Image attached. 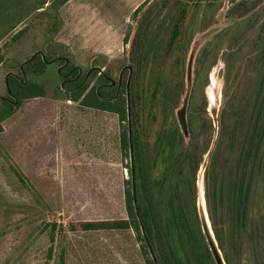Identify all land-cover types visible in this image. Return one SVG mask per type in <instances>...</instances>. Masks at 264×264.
<instances>
[{
    "label": "rangeland",
    "instance_id": "rangeland-1",
    "mask_svg": "<svg viewBox=\"0 0 264 264\" xmlns=\"http://www.w3.org/2000/svg\"><path fill=\"white\" fill-rule=\"evenodd\" d=\"M144 1L70 0L58 10L62 25L56 36L48 33L50 19L43 10L34 12L0 42V97L11 99L7 77L14 74L23 81L22 63L38 52L49 57L62 55L69 67L82 68L83 77L97 67L90 88L99 82L101 70L115 81V88L120 76L122 86L130 81V91L135 68L132 73L124 68L135 66L132 42L144 13L137 18L132 14ZM174 1L188 4L187 26L199 2ZM208 2L216 7L206 17L202 8L184 67L174 72L181 95L176 118L186 101L188 115L193 93L206 98L202 117L208 127L197 135L203 155L197 174V204L203 199L207 214V171L216 148L223 143L224 130H228L224 119L231 125L234 111L240 107L241 137L264 70V0ZM23 13H7L4 23L17 22ZM241 21L246 23L236 27ZM21 31L24 33L16 36ZM212 40L217 52L202 89V81L195 85L199 59ZM48 65V73L28 77L47 96L23 101L0 124V264H147L143 243L134 231H85L81 226L128 219L125 183L131 179L132 157H125L120 141L127 124L116 114L68 100L70 92L59 73L64 65L61 61ZM11 100V105H17ZM156 111L151 143L162 127L160 110ZM185 138L188 143L190 137ZM163 171L160 162L156 177ZM255 194L253 224L242 235L232 264H264V178L257 182ZM211 227L213 230L212 223Z\"/></svg>",
    "mask_w": 264,
    "mask_h": 264
},
{
    "label": "trees",
    "instance_id": "trees-1",
    "mask_svg": "<svg viewBox=\"0 0 264 264\" xmlns=\"http://www.w3.org/2000/svg\"><path fill=\"white\" fill-rule=\"evenodd\" d=\"M69 1L0 0V42L39 10H43L42 14L50 19L48 33L56 36L62 25L58 10ZM186 1L199 2L187 26L188 4L180 1L145 0L132 14L133 18H137L144 13L137 21L138 28L131 50V59L135 64L131 67L132 71L135 68V77L129 91L131 137L127 84L122 86L116 97L117 87L111 84L112 79L99 70V82L90 88L97 67L82 86V79L68 81L67 77L74 79L79 72L74 71L66 77L75 67H69V60L60 54L49 57L42 52L43 55L36 54L28 64L25 63L29 60L22 63L20 72L25 81L14 74L7 77L8 95L15 97L17 105H11V102L0 97L1 124L14 114L23 101L47 96L46 90L28 77L46 74L48 64L61 61L64 67L59 73L62 74L64 87L68 86V100L116 114L122 124H127L122 130L120 141L125 157H132L131 179L125 183L128 219L86 222L81 226L85 231H134L143 243L142 252L147 264H216L201 229L197 204V174L203 159V155L199 154L197 135L208 127V121L202 117L206 112V98L204 94L201 97L195 93L191 95L187 115L190 138L186 143L175 116L181 95L178 78L174 75V72L184 67L202 8L206 17L216 5L208 0ZM204 2L207 3L202 5ZM16 10L24 12L22 17L15 23H4L7 13ZM244 23L246 21L238 22L236 27ZM5 26L9 27L5 29ZM201 29H206V25ZM23 33L21 31L16 36ZM129 38L130 33L125 37L126 43ZM214 40L203 49L199 59L195 85L198 87L202 81V89L213 64L212 56L217 52ZM64 87H60V90ZM156 109L160 110L162 127L156 141L151 143L150 131L157 121ZM239 114L240 107L234 111L231 125H228L227 118L224 119L228 130H224L223 143L216 148L207 171L208 214L226 264H232L242 235L253 224L251 213L255 189L257 182L264 178V70L254 89L251 109L245 117L246 131L241 133V137ZM234 150L235 154L232 153ZM131 151L132 155H129ZM160 162L164 163V171L157 178L156 170ZM133 177L138 213L133 198Z\"/></svg>",
    "mask_w": 264,
    "mask_h": 264
},
{
    "label": "water",
    "instance_id": "water-1",
    "mask_svg": "<svg viewBox=\"0 0 264 264\" xmlns=\"http://www.w3.org/2000/svg\"><path fill=\"white\" fill-rule=\"evenodd\" d=\"M37 54L43 55L42 52H38ZM32 58L29 61H27L25 64H28L32 60ZM66 63H68V60H66ZM78 69L80 71V74H82V68H78ZM126 69H129L131 71V73H132V68L131 67H125L124 70H126ZM93 70H95V69H91L88 72L86 78L84 79V81L81 83L80 86L85 84V82L88 80V78H89V76H90V74L92 73ZM59 72H60V69H59ZM129 83H130V81H128V83H127V94H128V101H127L128 105L127 106H128L129 127H130L129 134H130V137H131V124H130L131 123V109H130ZM111 84L115 85V81L112 80ZM120 88H121V76H120V79H119V86H118L116 97L119 95ZM98 91H99V89H98ZM186 110H187V101L185 102V107L181 111H179L177 113V118H178V122H179L180 128L182 130V133L186 137H188L189 136V131H188ZM131 154H132V151H131ZM132 170H133V167H132ZM133 198H134V204H135V207H136V211L138 213L137 199H136V194H135L134 177H133ZM198 214H199V220H200L202 232L204 234V237L206 239V242L208 244V247H209V249L211 251V254H212L213 258H214L215 263L216 264H226L224 256H223V253H222L221 249L219 248V244H218V242L216 240V237H215V234H214V232L212 230L211 223H210V220H209V217H208L207 210H206L205 203H204L203 199H200L198 201ZM146 243H147V245L149 247V251L151 253V256H152L153 260L156 262L154 254H153V251H152V248H151V246H150V244H149V242L147 240H146Z\"/></svg>",
    "mask_w": 264,
    "mask_h": 264
},
{
    "label": "flooded vegetation",
    "instance_id": "flooded-vegetation-1",
    "mask_svg": "<svg viewBox=\"0 0 264 264\" xmlns=\"http://www.w3.org/2000/svg\"><path fill=\"white\" fill-rule=\"evenodd\" d=\"M94 69V68H93ZM78 70V75L74 78V79H70V78H68L67 76H69V75H71L74 71H77ZM90 71V70H89ZM88 71V72H89ZM88 72H87V74H88ZM87 74L83 77L82 76V74H80V71H79V69L77 68V67H75V68H73V69H71V71H70V73L68 74V75H66V79L68 80V81H77L78 79H82V82L84 81V79L86 78V76H87ZM91 75V74H90ZM90 77V76H89ZM89 79V78H88ZM66 80V81H67ZM81 82V83H82ZM87 82V81H86ZM85 82V83H86ZM81 85V84H80ZM118 86H119V82H118ZM118 86H117V90H118ZM121 88H122V85H121ZM121 88H120V90H121ZM98 89H100V87L98 88ZM9 96L11 97V99L12 98H14L15 99V97H13L11 94H9ZM4 100H6L7 102H11V103H13L12 102V100L11 99H9V98H3ZM15 103H17V101H15Z\"/></svg>",
    "mask_w": 264,
    "mask_h": 264
}]
</instances>
